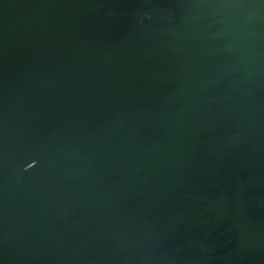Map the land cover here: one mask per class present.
I'll list each match as a JSON object with an SVG mask.
<instances>
[{
	"label": "water",
	"instance_id": "water-1",
	"mask_svg": "<svg viewBox=\"0 0 264 264\" xmlns=\"http://www.w3.org/2000/svg\"><path fill=\"white\" fill-rule=\"evenodd\" d=\"M0 264H264V0H0Z\"/></svg>",
	"mask_w": 264,
	"mask_h": 264
}]
</instances>
